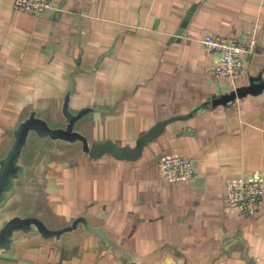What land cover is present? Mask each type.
Instances as JSON below:
<instances>
[{
  "label": "crops",
  "instance_id": "0c3cea01",
  "mask_svg": "<svg viewBox=\"0 0 264 264\" xmlns=\"http://www.w3.org/2000/svg\"><path fill=\"white\" fill-rule=\"evenodd\" d=\"M207 34L254 42L234 76L214 73ZM70 81L76 106L105 110L82 128L97 144L134 148L173 121L137 160L79 154L48 170L57 219L90 217L117 252L78 231L24 240L0 264H264V208L245 216L227 197L230 178L264 176V0H56L45 14L0 0V146L33 102L61 119ZM162 154L196 177L166 181Z\"/></svg>",
  "mask_w": 264,
  "mask_h": 264
},
{
  "label": "water",
  "instance_id": "95a60500",
  "mask_svg": "<svg viewBox=\"0 0 264 264\" xmlns=\"http://www.w3.org/2000/svg\"><path fill=\"white\" fill-rule=\"evenodd\" d=\"M194 11V9H193ZM192 11V12H193ZM182 25L184 33L188 20ZM244 92H233L225 100ZM73 84L64 91L61 119L50 110V104L33 102L14 124L6 142L0 146V255L10 257L19 243L31 238L46 242H61L80 231L95 235L105 246L118 251L119 246L103 226L81 215L64 222L57 219L44 202L48 170L56 161H67L79 154L99 159L107 154L119 160H137L144 148L173 119L160 122L148 134L137 140L134 148L119 146L113 140L97 144L82 131L91 114L103 110L99 106H76ZM112 110H108L111 112Z\"/></svg>",
  "mask_w": 264,
  "mask_h": 264
},
{
  "label": "built area",
  "instance_id": "2783aa9c",
  "mask_svg": "<svg viewBox=\"0 0 264 264\" xmlns=\"http://www.w3.org/2000/svg\"><path fill=\"white\" fill-rule=\"evenodd\" d=\"M22 10L45 14L56 8V0H14ZM202 42L209 52H218L214 73L218 76H234L241 68L243 55L254 48V42L246 47L225 36L207 34ZM160 165L163 178L168 182L183 183L196 177V167L189 158L162 154ZM228 200L245 216L254 215L264 208V176L254 172L248 177H234L227 181Z\"/></svg>",
  "mask_w": 264,
  "mask_h": 264
}]
</instances>
